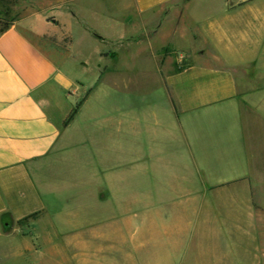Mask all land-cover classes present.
I'll return each instance as SVG.
<instances>
[{"label":"crops","instance_id":"0c3cea01","mask_svg":"<svg viewBox=\"0 0 264 264\" xmlns=\"http://www.w3.org/2000/svg\"><path fill=\"white\" fill-rule=\"evenodd\" d=\"M4 1L13 14L0 28V239L31 219L44 235H98L102 264L110 249L135 264L264 262V0L211 10L189 44L170 47L191 63L159 65V95L117 105L90 102L95 88L72 74V21L89 27L93 12L147 29L122 43L174 16L178 38L189 35L191 0H0V10ZM70 200L85 212L74 206L66 221L58 213Z\"/></svg>","mask_w":264,"mask_h":264},{"label":"rangeland","instance_id":"374dc122","mask_svg":"<svg viewBox=\"0 0 264 264\" xmlns=\"http://www.w3.org/2000/svg\"><path fill=\"white\" fill-rule=\"evenodd\" d=\"M236 1L238 0H191L185 6V19L180 31H185L189 35L173 37L171 31L174 16L164 17V19H160L162 24L158 31L141 42H134L135 39H138L136 36L129 37L122 43L118 41L120 36H125L132 31H147L146 28L141 27V22H139V27L133 25V27L122 28L114 24L112 20L108 22L104 17L93 15V12L88 13L86 15L89 19V27H81L74 21L68 27L73 32L74 44L77 48L69 67L79 81L89 88H95L90 102L100 101L101 98L116 105L119 101L120 103L122 101H150L156 93L160 94L156 92L155 85L159 82V65L162 68L166 66L171 70H177L191 63L192 59L188 54H180L184 52L183 50L179 52L170 47L189 44L191 42L189 36L192 31L200 33L207 26V18L214 14L211 10L217 9L219 5L223 6ZM3 3L4 7L0 10V28H5L8 25L13 14L7 9L8 1ZM91 30L97 31L106 39L103 41L95 35L93 36L94 33L92 34ZM62 43L64 42L62 41ZM100 50L105 54H99ZM210 54H215V52ZM99 69H107L111 73L104 74L100 78ZM74 98L79 101V98L75 96ZM79 189L83 190L85 187L79 186ZM73 202L70 200L68 205L63 202L62 206L65 209L63 208L58 213L66 221L72 219L71 211H74V206L76 207L75 212L78 214L82 212L81 210L85 212L83 202H81L82 204L80 201ZM90 205L92 204L85 206V209L91 207ZM92 210L93 207L90 211L92 212ZM65 215H68V219ZM15 225L12 234L0 239V264H102L100 248H91L97 243H101L98 235H93L95 238L91 236L86 238V236L78 234L59 235V232L52 227L44 235L32 227L31 219L19 221ZM125 237L128 244L134 243L133 232H126ZM107 256L108 264H124L126 261L127 264H135L131 257L127 259L123 257V252L118 253L117 250L115 252L110 249ZM124 259L126 260L124 261ZM235 264H256V262L248 259ZM260 264H264V262Z\"/></svg>","mask_w":264,"mask_h":264},{"label":"trees","instance_id":"16d2710c","mask_svg":"<svg viewBox=\"0 0 264 264\" xmlns=\"http://www.w3.org/2000/svg\"><path fill=\"white\" fill-rule=\"evenodd\" d=\"M2 29H4V28H2ZM79 103H77L75 106H74V108L72 109V111H71V113L69 114V116H68V118L65 120V124H67L73 117H74V115L76 114V112H77V110H78V107H79ZM35 214H33L32 216H34ZM31 216V217H32Z\"/></svg>","mask_w":264,"mask_h":264}]
</instances>
